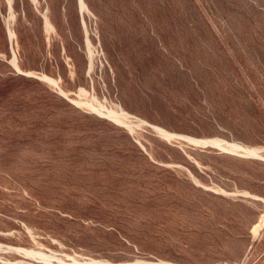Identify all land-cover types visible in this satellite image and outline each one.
Segmentation results:
<instances>
[{
	"label": "rangeland",
	"instance_id": "374dc122",
	"mask_svg": "<svg viewBox=\"0 0 264 264\" xmlns=\"http://www.w3.org/2000/svg\"><path fill=\"white\" fill-rule=\"evenodd\" d=\"M85 2L0 0V242L261 264L264 0Z\"/></svg>",
	"mask_w": 264,
	"mask_h": 264
},
{
	"label": "bare ground",
	"instance_id": "6f19581e",
	"mask_svg": "<svg viewBox=\"0 0 264 264\" xmlns=\"http://www.w3.org/2000/svg\"><path fill=\"white\" fill-rule=\"evenodd\" d=\"M80 4L82 6L86 5L85 0H80ZM47 80L52 82L54 85H57L56 80H54L52 77L45 76ZM107 114L111 117H113L116 120H119L121 122L126 123L130 128H132V123H131V114L124 109H119V110H110L107 111ZM155 127V126H154ZM157 129L166 137H179L181 136L180 134L170 132L162 127L156 126ZM203 142H212V143H219L218 139L212 138V139H203ZM230 149H241L246 152V154H260L261 150L263 149L260 147H252V146H244L241 144L237 143H232L230 145ZM244 152V153H245ZM0 252H5V253H15L23 257L27 258H34L42 262V264H180V263H175L167 260H150V259H145V258H137L133 261H126L122 263H113V262H108L105 260H100L96 258H86L83 260H79L74 258V260L67 261L61 257H56L53 254H48L42 251L41 249H37L34 247H24V246H14V245H6L0 242ZM2 262V261H1ZM3 264H21L16 261H4Z\"/></svg>",
	"mask_w": 264,
	"mask_h": 264
},
{
	"label": "crops",
	"instance_id": "0c3cea01",
	"mask_svg": "<svg viewBox=\"0 0 264 264\" xmlns=\"http://www.w3.org/2000/svg\"><path fill=\"white\" fill-rule=\"evenodd\" d=\"M263 241H264V237H263ZM261 264H264V248L262 250Z\"/></svg>",
	"mask_w": 264,
	"mask_h": 264
}]
</instances>
